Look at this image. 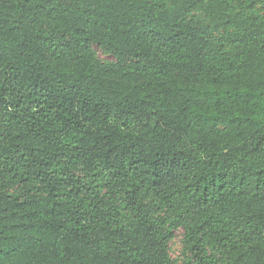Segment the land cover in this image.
I'll return each mask as SVG.
<instances>
[{
	"label": "trees",
	"instance_id": "1",
	"mask_svg": "<svg viewBox=\"0 0 264 264\" xmlns=\"http://www.w3.org/2000/svg\"><path fill=\"white\" fill-rule=\"evenodd\" d=\"M176 229L264 264V0H0V264H176Z\"/></svg>",
	"mask_w": 264,
	"mask_h": 264
},
{
	"label": "rangeland",
	"instance_id": "2",
	"mask_svg": "<svg viewBox=\"0 0 264 264\" xmlns=\"http://www.w3.org/2000/svg\"><path fill=\"white\" fill-rule=\"evenodd\" d=\"M193 13L199 14L198 11ZM95 53L97 57L105 62H114L115 59L104 53L99 47L94 46ZM169 255L176 262V264H184L186 261V252L183 249V231L182 229L174 230V236L169 241Z\"/></svg>",
	"mask_w": 264,
	"mask_h": 264
}]
</instances>
